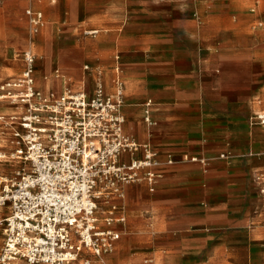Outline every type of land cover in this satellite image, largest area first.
I'll return each mask as SVG.
<instances>
[{"label":"crops","instance_id":"1","mask_svg":"<svg viewBox=\"0 0 264 264\" xmlns=\"http://www.w3.org/2000/svg\"><path fill=\"white\" fill-rule=\"evenodd\" d=\"M251 4L2 0L0 59L24 46L38 61L36 48L46 45L45 92L61 94L75 80L72 90L89 94V75L114 94L121 80L125 133L158 154L153 189L143 180L124 187L126 200L115 198L126 216L113 227L122 236L92 264H264V125L254 120L264 111V12ZM28 9L43 13L37 34ZM55 46L65 80L57 86ZM14 66L0 67V86L21 76L24 59ZM3 105L0 114L16 112Z\"/></svg>","mask_w":264,"mask_h":264},{"label":"built area","instance_id":"2","mask_svg":"<svg viewBox=\"0 0 264 264\" xmlns=\"http://www.w3.org/2000/svg\"><path fill=\"white\" fill-rule=\"evenodd\" d=\"M26 14L37 34L44 26L43 13L28 9ZM36 62L35 53L25 52L21 76L0 86V104L16 109L0 115L10 138L9 156L0 159L10 157L21 166L17 178L0 180V209H6L0 215V264H75L84 252L104 263L121 238L113 227L126 223L114 200L123 197L125 186L143 180L153 189L158 154L148 147L141 151L125 133L121 80L114 94L102 86L93 95L45 92L37 85ZM254 120L264 125V111ZM167 163L174 164L172 156ZM103 198L111 205L105 228L97 217Z\"/></svg>","mask_w":264,"mask_h":264},{"label":"rangeland","instance_id":"3","mask_svg":"<svg viewBox=\"0 0 264 264\" xmlns=\"http://www.w3.org/2000/svg\"><path fill=\"white\" fill-rule=\"evenodd\" d=\"M259 7L262 8L263 12H264V0H252L251 11L252 12L258 11ZM88 37H90V36H88ZM0 38H1L0 41H2L4 39V37H1V36H0ZM38 44H40V42H38ZM46 48H47L46 45L41 47L40 50H38L36 48L38 56H39L38 61H37V67H36L37 78H38V81H40V80L42 81V82L40 81V83H41L42 90H44V91L47 90V85H46V81L44 80L43 75L46 76V78H47L48 74L46 72H45V74H43V71H44L45 67H47L49 65V63L51 62L50 56H49V48H47V50H46ZM18 49H19L18 51L17 50L12 51V53L10 54V56L8 58L0 59V67L16 65L17 67L22 69L23 68L24 53L26 52V50L28 48L24 47V46H19ZM54 49H55V51H54L55 54L53 55V63L52 64H53L54 70L56 71V74L52 80L60 81L61 79L56 78V75H58V74L63 76L62 72L57 70L58 69V54H57L58 46H55ZM46 54H47V60H43L42 57H44ZM17 55H18V57H17ZM89 65H90V63H85L84 66H89ZM16 66H14V67L17 68ZM83 69H84V67H83ZM231 70L233 72L236 71L237 73L240 72V69L233 68ZM228 71H230V69ZM259 72L261 73V70ZM86 73H88V71H86ZM77 80H80V79H77ZM241 80L242 81L244 80V82L249 83L251 79H250V77L244 76V79L241 78ZM87 81H88L87 91L89 92L90 95H93L95 88H96V84H95V82L92 81V79L90 78L89 75L87 76ZM74 82H75V80H73L72 82H68V84L66 86L67 89H65V90H72V84H74ZM57 85H58V82H57V84H55V86H57ZM51 90L53 92H55V89L54 90L51 89ZM3 106H5V105H3ZM3 106L0 107V111L4 110ZM2 127L3 126L0 123V145H2V147L0 148V155L1 154H7L8 155L9 151H10V147H9L10 146V143H9L10 138L8 135V131H6L7 129L2 128ZM2 140H3V142H2ZM4 142H7V143H4ZM2 143H4V144H2ZM0 161H4L3 163H0V177L4 176V177L9 178L10 180H14L15 178L18 177V171L20 170L21 166L16 160H11L10 157H7L4 160L0 159ZM110 210H111V205H107L105 203H100L99 209H98V212H100V214H97V217L106 218L108 216V212ZM5 211H6V209H0V215H2L3 212H5ZM103 212L106 214H103ZM106 226H107L106 223L100 225V227H103V228H105ZM3 240H4V236H3V233L0 231V251L3 247ZM86 259L96 260L92 255H90L87 252H84L76 264H83V261ZM95 264H98V263L96 262Z\"/></svg>","mask_w":264,"mask_h":264},{"label":"bare ground","instance_id":"4","mask_svg":"<svg viewBox=\"0 0 264 264\" xmlns=\"http://www.w3.org/2000/svg\"><path fill=\"white\" fill-rule=\"evenodd\" d=\"M15 8V7H14ZM17 9V8H16ZM12 10V9H11ZM33 44V43H32ZM43 77H44V80L46 81V85H47V87H49V84H50V82H48V78H46V76H44L43 75ZM56 78H59V79H61L60 81H62V80H64L63 79V76H61L60 74H58V75H56ZM60 81H57V82H60ZM65 81V80H64ZM65 83V82H64ZM37 85H38V81H37ZM39 86V85H38ZM66 88V87H65ZM65 91H67V90H65ZM83 91V90H82ZM1 106H3V104H0V107ZM5 110L7 109L5 106L3 107ZM161 112V111H160ZM153 122V121H152ZM136 123V122H135ZM2 136V135H1ZM5 136V135H4ZM2 142H3V140H2ZM4 143H7V142H4ZM4 143H2V144H4ZM2 147V145H0V148ZM4 161H0V163H3ZM0 180H3V181H9L10 179L9 178H7V177H0ZM138 189V188H137ZM142 192V191H141ZM139 194V193H138ZM123 198L126 200V192L124 191V194H123ZM106 200V198H103V203H107L108 201H105ZM98 214H100V212H98ZM103 214H106V213H104L103 212ZM106 219L107 218H99L98 217V220H99V225H102V224H104L105 222H106ZM110 259V258H109Z\"/></svg>","mask_w":264,"mask_h":264}]
</instances>
